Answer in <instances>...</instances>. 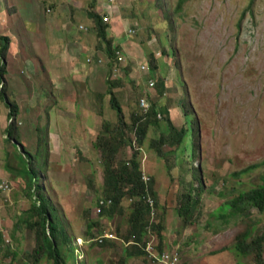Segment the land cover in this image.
<instances>
[{"label":"rangeland","instance_id":"1","mask_svg":"<svg viewBox=\"0 0 264 264\" xmlns=\"http://www.w3.org/2000/svg\"><path fill=\"white\" fill-rule=\"evenodd\" d=\"M115 2V10L110 8L113 23H103L107 41L124 51L125 61L104 64L106 73L98 85L106 91L101 92L106 98L102 111L103 98L93 106V93L51 89L41 73L42 64L34 62L30 71L24 65L25 50L19 51L16 64L24 77L9 66L10 76H20L0 87V139H4L0 182L7 179L9 184V189H0V202L9 205L13 196L23 199L25 210L19 216L26 219L32 204L39 205V197H46L74 240L75 247L71 242L59 246L62 254H68V264H125L123 243L115 241L112 249L94 243L88 249L76 246L81 243L76 236L91 240L106 232L128 236L141 196L126 197L113 217L97 215L96 205L106 199L107 165L116 171L136 154L140 171L151 179L146 185L147 205L142 202L148 208L138 216L147 225L143 239L162 251L176 250L180 264H203L209 258H219L217 264H264V210L252 207L246 215L227 218L220 214L225 201L264 184V0H187L180 9L175 8L177 0ZM47 7L48 3L42 10ZM91 35L87 42L93 41V47L109 57L95 25L79 34ZM142 66L145 71L134 72ZM67 67L62 66L63 77ZM113 67L118 71L115 76ZM151 81L156 84L153 89ZM161 82L167 85L163 96L157 91ZM2 96L17 105L11 119ZM144 98L168 108L175 128H186L181 142L159 143L169 131L161 121L163 115L158 127L148 128L143 144L137 142ZM12 120L18 127L16 143L3 138L7 137L3 127ZM20 154L25 159L38 155L40 165L46 162L45 167L38 166L33 189L25 186V175L17 177L27 165ZM3 169L8 171L5 178ZM13 212L5 205L0 214V229L16 238L7 235L9 246H0V264H49L44 257L34 261V230L22 224L21 239L16 218L4 220ZM238 243L244 245L242 252ZM127 264L152 261L144 255Z\"/></svg>","mask_w":264,"mask_h":264},{"label":"crops","instance_id":"2","mask_svg":"<svg viewBox=\"0 0 264 264\" xmlns=\"http://www.w3.org/2000/svg\"><path fill=\"white\" fill-rule=\"evenodd\" d=\"M115 1L111 2V0H97L96 3L91 5L89 0H0V35L7 36L10 39V45L5 60L6 64L3 84L6 81L9 85V82H11V78L14 82L20 76V74L16 76V73H14V76H10L12 75L11 68L9 67L10 65L15 68V72L18 71L22 74L21 77H24V70L20 67H17L16 64H20L19 51L25 50V57L23 59L25 60L24 65L30 71L34 62L42 64L43 67L41 68V73L45 74L48 78L51 89L59 90L61 92L93 93V96H95V99H93V106L97 105V98H103V107L100 108V110L102 111L103 109H105L104 105H106V98L104 95H101V92L106 91H102L98 88H100L99 84L101 83L102 78L106 73L104 64L107 61L110 62L111 58L101 53L100 49L96 50V48L93 47V41L87 42V40L93 38V35H91L90 37H81L79 36V34L88 33V31L92 30L95 25L94 21L90 19L89 12H96L102 17L109 16L110 22L112 24L114 13L113 10H115L113 9L115 8L113 6H115ZM47 3L48 9L46 12H44L42 8ZM110 8H112L113 10H111ZM24 16L31 22V26L26 25ZM74 23L76 25H74ZM84 24H86V26ZM80 26H83L85 30L79 29ZM114 30H116V28ZM65 44L70 47L68 48V50L64 49L65 47L63 46ZM125 45L127 48L130 47L128 43H126ZM73 48H75V51L72 50ZM80 51L82 53L78 55ZM120 52L124 54L123 50H120ZM27 55H29L28 58ZM114 64L117 65V62H115ZM65 65H68L67 71L69 72H67L68 74L66 77H63L62 66ZM142 67H137V70L134 72L140 73L139 70H141ZM115 72H118L117 68L113 67L114 76ZM27 74L28 72H26V75ZM130 77H133V73L130 74ZM164 85L167 86L166 84ZM8 92H10V90ZM92 109L96 108L93 107ZM93 112L94 119H96L95 117L97 116V114L95 113V111ZM5 128L7 127L4 126L3 130H5ZM4 135L3 138H6ZM0 140L4 141V139ZM5 171L7 173L4 172L3 169L4 178L5 176H8V171ZM17 177L22 176L19 175ZM3 181L8 183L7 179ZM9 201V205L6 204L5 201L0 202V214L1 212H3V208L5 205L8 206L9 209L14 211L11 214L5 215L6 217L4 218V220L6 221L9 219L10 221H12V219L16 218V221L18 222V226L20 228L18 229L20 231L19 234H21L22 239V234L24 233V226L22 224H25V226L28 225L24 222L25 217H21L19 215L21 214V210H25L24 205L26 203L23 199L18 198V196L11 197ZM61 224L67 232V229L65 227L66 224H63L62 222ZM29 230L33 231L31 228H29ZM0 234L3 237V240L0 242V246H9L7 243H5L9 242L7 235L11 237V240L12 238L16 240L14 233H10L7 230L4 231L0 229ZM67 234L71 245L75 247L74 240L70 237L68 232ZM106 234L113 235L112 233L107 232L105 233V235ZM113 237L114 240H108V242L106 241L107 245L105 246V248L109 247L110 249H112L116 246L115 241H119L120 243H124L123 245H125L126 248L125 253H127L128 248L125 240L123 238H119L116 235H113ZM76 239L83 240L85 242L83 247L90 249L89 246L94 245L93 240L97 238L91 240V238H82L80 237V235H78L76 236ZM67 243L62 242V244L65 245H67ZM58 244L60 246L61 242ZM95 247L102 248L99 245H95ZM13 249L17 250L16 248ZM7 255L8 253L2 256L6 257ZM135 259H137V257H131L128 259L126 258L125 264H127L129 260L135 261ZM218 259L213 260L209 258L203 264H217ZM15 263L16 262H14V264Z\"/></svg>","mask_w":264,"mask_h":264},{"label":"trees","instance_id":"3","mask_svg":"<svg viewBox=\"0 0 264 264\" xmlns=\"http://www.w3.org/2000/svg\"><path fill=\"white\" fill-rule=\"evenodd\" d=\"M185 1L187 0H177L175 8L180 9L181 4H183ZM89 15L90 19L94 21V24L99 31V37H101L105 41L108 47L107 54L109 58H111L113 62H117L116 53L120 50L116 47H112V44L107 41V27L106 23H103V17L101 15H98L96 12H90ZM9 45L10 39L7 36L0 35V87H3V77L5 75L6 64L5 60ZM164 90V83H159L157 91L160 96H163ZM2 99L9 108V119L13 118V116L17 114V105L8 102L4 96H2ZM117 109L119 113H121V109L119 106ZM158 114L163 115V120L161 121H164L169 125V131H167L168 134L165 133L159 140V143L161 145H168L171 143L175 144L181 142V140H183V138L187 134L186 128H175L170 119L168 108H162L155 104L151 105V109L148 114L143 115L141 111L139 112L137 122L138 128L136 129L139 135L137 142L142 145L146 138L148 128L151 126H159L161 121L157 117ZM6 134V138L8 140L15 141L16 143V141L18 140V127H16L14 120H12L6 128ZM119 134H121V136L124 135L123 131H120ZM96 146L97 148H99V144H96ZM158 152L160 156H163V152L161 150H159ZM20 155L21 160H27V165H25L22 170H20V172L22 173L20 174V176L23 177V175H25L27 178H25V176L24 178L28 179V181H26V186L29 189H33L40 175L38 172L40 158L37 155V157L35 156V159H33V157L29 155V159H25V155ZM42 164L40 166H46L45 161L44 165ZM110 169V165L108 164L104 178V184L106 187V199L104 202L111 201V204L109 208L106 207V204L101 206L100 202L103 200H100V202L97 203L96 208L101 207L102 210L97 215L103 213V215L113 217L115 211L120 207L126 197L141 196L142 201L140 200L139 204L137 205V208L139 209L136 210V212L134 211L133 216H131L132 226L129 230L128 236L123 237V239H125V242H129V240L133 238L135 242V245L128 247L126 258L143 257L144 255H147L145 251L146 241L143 240L144 230L147 225L143 223L141 219L139 220L140 217L138 216H140L141 212H145L148 208L146 206L144 208L143 203L146 204V201L144 200L148 197L147 194L149 195V193H147L146 184L142 180V171H140V164L136 160V154L131 159V162H122L118 170L112 171ZM125 188H128L129 190ZM39 199L40 204H32L31 209H29L26 213L27 217L24 221L32 230L35 231L37 247L34 249L33 253L34 261L35 263L39 262L40 259L44 257L49 264H67L69 260L66 259V256H68V254H62L59 251L58 243L70 242L68 234L62 227V224L55 212V208L52 206L49 200L44 196H40ZM252 207L257 208L259 211L264 210V184L260 185L259 187L251 188L247 191L241 192L235 197H232L231 199L225 201L221 205L220 209L221 218L246 215ZM92 226L93 224L89 227ZM2 240L3 237L0 234V242ZM95 243V245H99L100 247H105L107 245L106 240H102V242L96 241ZM243 247L244 245H242L241 243L237 244V249L241 252L244 249ZM70 249L71 247H67L68 252H70ZM159 251H162L161 248H159ZM259 258L261 257L259 256Z\"/></svg>","mask_w":264,"mask_h":264},{"label":"clouds","instance_id":"4","mask_svg":"<svg viewBox=\"0 0 264 264\" xmlns=\"http://www.w3.org/2000/svg\"><path fill=\"white\" fill-rule=\"evenodd\" d=\"M144 176H147V175L145 173H143L142 174V180L144 181V183L146 185H148L149 184V181L151 179H150V177L147 176L150 180L146 182L144 180ZM3 183L7 184L8 185V188L7 189H9V184L6 183V182H4V181L3 182H0V184H3ZM0 189L1 190H7V189H2V188H0ZM110 204L106 202V205H107L106 207L109 208L110 207ZM98 208H100L102 210L101 207H97L96 210ZM96 214H98V212H96ZM148 225L149 226L153 225V222H150ZM148 231H149V234H150V230H148ZM112 239L114 240V238H112L111 234H106V235L104 234L101 237H99L97 239H94L93 241L95 243L96 241L102 242V240H106L107 241V240H112ZM78 240H80L81 243L80 244H76V246L80 247V245H82V248H83V245L85 244V242L83 240H81V239H78ZM78 240H77V243L79 242ZM143 240L146 241L145 251H146L147 255H149V257H150V259L152 261V264H163L162 262H160L159 259H161V256H163L165 254L168 255L171 260H175V262H174L175 264H180L179 256H178V253H177L176 250H174L172 252H169V251H166V252L165 251H159V248H157V246L155 248H154V246H152V242L151 241H149V240L147 241L146 239H143ZM125 243L127 244V248L130 247V246L135 245V242H134L133 238L130 239L129 242L126 241ZM149 246H150V248H148Z\"/></svg>","mask_w":264,"mask_h":264},{"label":"built area","instance_id":"5","mask_svg":"<svg viewBox=\"0 0 264 264\" xmlns=\"http://www.w3.org/2000/svg\"><path fill=\"white\" fill-rule=\"evenodd\" d=\"M114 1H115V0H111V2H114ZM103 19H104L105 22H110V17H109V16H104ZM79 29H81V30H85V28H84L83 26H80ZM116 54H117V63H121V62H123V61H124L123 53H121L120 51H118ZM142 69L145 70V67L143 66ZM155 86H156V84H155L154 82L151 81L150 84H149L150 89L155 88ZM140 108H141L140 111H141V113H142L143 115L148 114L149 111H150V109H151V103H149L148 100H147L146 98H144V99H142V100L140 101ZM157 117H158V118H161L162 115L158 114ZM147 178H148L147 176H144V180H145L146 182L150 180L149 178H148V179H147ZM0 188H2V189H7V188H8V185L5 184V183L0 184ZM149 201H150V200H149ZM107 203L110 204L111 202L108 201ZM105 204H106V202H104V201H101V202H100V205H101V206H103V205H105ZM100 211H101V209L98 208V209H97V212L99 213ZM148 248H150V246H149ZM159 260H160V262H162L163 264H175V263H174L175 260H171L170 257H169L168 255H166V254L163 255V256H161V259H159Z\"/></svg>","mask_w":264,"mask_h":264}]
</instances>
